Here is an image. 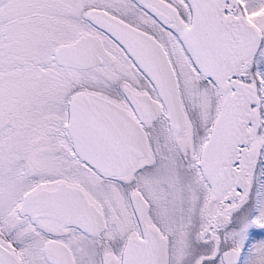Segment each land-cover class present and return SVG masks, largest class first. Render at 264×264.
<instances>
[{
	"label": "snow or ice",
	"instance_id": "6c2138e0",
	"mask_svg": "<svg viewBox=\"0 0 264 264\" xmlns=\"http://www.w3.org/2000/svg\"><path fill=\"white\" fill-rule=\"evenodd\" d=\"M0 264H264V0H0Z\"/></svg>",
	"mask_w": 264,
	"mask_h": 264
}]
</instances>
